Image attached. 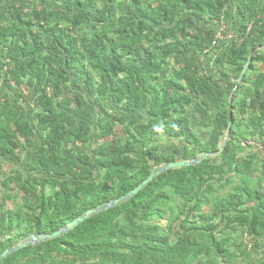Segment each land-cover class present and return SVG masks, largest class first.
I'll return each mask as SVG.
<instances>
[{"label":"trees","instance_id":"1","mask_svg":"<svg viewBox=\"0 0 264 264\" xmlns=\"http://www.w3.org/2000/svg\"><path fill=\"white\" fill-rule=\"evenodd\" d=\"M53 1L60 5V10L35 8L28 13L22 5H13L9 10V18L13 22L0 25V55L8 65L6 71L0 73V81L3 78L5 85L16 96L12 103L8 97L0 103V157L19 161L21 155L18 149L23 140L35 143V130L20 104L21 99L32 97L22 91L26 85L37 93L34 104L41 109L36 115L39 120L37 128L45 133L42 144L30 155L28 173L56 178L72 176L81 182L76 187L63 185L58 191L40 197L33 195L36 198L34 201L30 198L36 214L30 218L29 225L44 233L54 232L88 210L127 195L151 174L147 159L153 151L146 149L136 156L139 150L134 141L117 143L111 160L103 158L109 154L106 144L96 148L94 155L82 150L90 140L93 118V105L82 92L83 86L90 97L96 98L97 106L100 97H109L114 105L122 106L123 110L117 112L103 109L106 117L100 116L98 120L103 136H109L113 125L122 122L135 140L142 141V147H148L156 135L173 133L195 138L190 121L183 114L195 97H201L202 106L195 107V118L203 127H209L215 122L211 110L217 109L219 125L212 134V140L216 141L221 134V126L226 123L224 110L228 98L218 81H212L203 74L200 53L207 50L208 54L214 49L219 52L220 59L238 65L247 55L251 41H264V0H157V7H137L131 16L118 17L115 0ZM234 5L242 17L241 33H235V40L214 44L220 22L227 20ZM55 16L62 17L73 26L91 25L95 30L97 27L101 29L95 31L91 43L81 48L69 28L50 24V19ZM35 20L43 22L42 29L49 37L48 42L28 31ZM180 34L190 37L182 41ZM170 38L172 41L163 47L158 45V42ZM148 42L151 44L145 49ZM108 44L111 46L109 53L106 52ZM152 46L162 50L164 59L159 58ZM168 56L174 57L179 65L176 78L184 81L194 95H186L183 104L174 99H162L157 78L163 70V60ZM257 58L264 63V54ZM88 63L100 72L103 81L99 85L87 68ZM261 84L263 79L258 78L257 85ZM168 87L176 92L183 88L177 82H170ZM255 94L257 98L263 96L259 87L255 89ZM260 106V118L264 122V101ZM232 134L238 138L234 132ZM67 140L74 146L65 154L62 145ZM213 141L211 150L215 148ZM78 143L81 146H77ZM222 157L232 168L234 154L230 146L226 147ZM252 163V160H245L242 165L236 163L234 169L242 173L244 168L250 169ZM90 165L104 171L105 178L100 181L92 179ZM202 166L168 170L124 206L98 213L66 235L47 241L37 249H21L0 264H37L31 255L40 250L72 255H105L109 250L116 252L120 249L137 252V264H155L147 262L142 254L153 250L154 243L150 241L154 239L143 236L135 244L128 243V238L138 236L129 233L119 222V214L130 209L134 214L144 211L148 215L152 209V202L148 199L164 186L190 192L204 180L207 171L215 168L213 165ZM15 179L29 193L38 188L37 183L31 178H24L22 173H18ZM44 184L42 180L41 186ZM245 192L246 197L237 192L218 197L212 211L201 215V218L207 220L224 216L228 223L246 226L251 234L256 233L259 227L264 228V192L257 189H245ZM251 200L254 202L250 209L252 215L250 211L241 212V208ZM233 211L239 213L233 215ZM12 244L8 241L0 245V252ZM164 244L156 245L161 254V261L156 264H189L195 258L190 257V252L179 254L168 242ZM40 258L45 260L44 255ZM22 259L25 261L22 262Z\"/></svg>","mask_w":264,"mask_h":264},{"label":"rangeland","instance_id":"2","mask_svg":"<svg viewBox=\"0 0 264 264\" xmlns=\"http://www.w3.org/2000/svg\"><path fill=\"white\" fill-rule=\"evenodd\" d=\"M237 1L239 2V0ZM112 3L110 2V4ZM114 4L117 7L116 15L118 17L131 16L137 7H157L159 2L157 0H115ZM13 5H22L28 13H31L35 8L48 11L61 9L60 5L53 0H0V25H10L13 22L9 18V10ZM225 21L234 33L237 35L241 33L239 27L242 17L237 6H233ZM50 24L69 28L78 39L81 48L91 43L95 37V31L101 29V27H97L95 30L91 25L73 26L59 16L50 19ZM42 25L43 22L35 20L28 27V31L48 42L49 37L43 32ZM30 33L29 37H31ZM188 36L190 37L187 34H180L179 38L184 41L189 39ZM170 41L172 38L158 42V45L163 47ZM150 44L148 42L145 49ZM153 48L156 49L159 58L164 59L162 50L157 47ZM106 52H111L110 44L107 45ZM262 54H264V41L257 40L250 42L247 55L238 65L225 62L224 58L220 59L219 52L214 49L208 54L207 50L205 53H200L203 74L212 81H218L228 98V104L224 110L226 123L221 126V134L216 141L212 140V134L219 125L216 120L217 109L211 110L215 122L209 127H203L195 118L197 115L195 107L202 106L201 97H195L193 102L187 105V112L183 114L189 119L195 138L176 136L173 133L156 135L148 143V147H142V141L135 140L128 133L127 125L122 122L113 125L109 136H103L98 124L100 116L106 117L103 109L117 112L123 110L122 106L114 105L109 97L106 99L100 97L101 105L99 103L97 106L96 98L87 94L85 86L81 88L93 105L90 140L82 147L85 153L94 155L96 148L101 144H106L109 154L103 158L111 160L114 158L117 143L134 141L139 150L136 156L146 149L153 151V155H149L147 159L151 173L161 169L164 165L181 161H200L191 166H215L210 172L207 171L204 174V180L195 185L190 192L176 190L171 186H164L156 190L148 199L152 202V209L148 215L144 211L134 214L130 209H125L119 214V222L126 227L129 233L138 236L128 238V243L135 244L139 239L141 241L140 237L143 236H150L154 239L150 241L154 243L153 250L142 253L147 262L155 264L160 262V249L156 245L165 246L164 243L168 242L169 246L174 247L179 254L190 252V257L195 256L189 264H264L263 227H259L256 233L251 234L246 226L237 223L230 224L224 216L207 220L201 218V215L209 214L212 211L214 201L218 197L236 192L240 193L242 197H246L245 189H257L264 192V122L260 118V103L264 101V63L257 58ZM163 61V70L157 78L162 90V99L163 101L174 99L183 104L186 102L185 96L193 97V92L187 88L184 81L176 78L175 72L179 65L175 58L168 56ZM249 61H251L250 64H248ZM7 67L6 61L0 55V73H4ZM87 68L91 70L95 82L99 85L103 81L100 72L92 69L89 63ZM258 78L263 79V84L259 86L257 85ZM170 82L181 83L183 88L181 87L176 92L173 88L168 87ZM257 87L263 92L261 98H257L255 94ZM22 91L25 95H32L27 100L21 99L20 104L26 111V116L35 130L36 137L34 144L23 140L18 149L21 160L13 161L0 157V245L11 241L13 244L9 248L17 246L33 235L47 234L29 225L30 218L36 214V209L31 202L36 199L34 196L40 197L43 194L58 191L63 185L76 187L81 183L72 176L56 178L51 175L44 177L41 173H28L27 163L30 155L42 144L45 133L37 128L39 120L36 115L41 111L34 104L37 93L26 85L22 87ZM7 97L11 103L16 98L15 92L5 85L2 78L0 81V103H4ZM233 132L238 138H234ZM212 141L215 142L213 150H211ZM76 145L81 146L80 143ZM73 146L74 144L67 140L62 145V150L66 154V151ZM229 146L234 154L232 168L226 164L227 162L222 157V153ZM245 160H252V166L248 170L244 168V172L239 173L234 169V166L236 163L242 165ZM89 168L92 170V179L100 181L105 178L104 171L94 165H90ZM178 169L181 168L172 170ZM18 173H22L24 178H31L38 184V188L35 191L30 190V193L26 191L15 179ZM156 178L158 176L153 180ZM42 180L45 184L41 186ZM131 199L116 207L124 206ZM253 204L254 202L251 200L246 207L241 208V212L250 211V215H252L250 209ZM237 213L239 212H232L233 215ZM46 242H36L26 248L37 249L44 246ZM3 251L5 250H2L0 254ZM137 254L129 249H120L116 252L109 250L105 255H72L53 250L48 252L40 250L31 257H35L37 264H137L135 262ZM40 255H44V261L41 260ZM21 261L23 262L25 259Z\"/></svg>","mask_w":264,"mask_h":264},{"label":"water","instance_id":"3","mask_svg":"<svg viewBox=\"0 0 264 264\" xmlns=\"http://www.w3.org/2000/svg\"><path fill=\"white\" fill-rule=\"evenodd\" d=\"M251 60V59H250ZM251 61H249L248 64H250ZM200 161H196V162H188V161H181L178 163H169L167 165H164L161 169H158L156 171H153L150 176L145 179L138 187H136L134 190L130 191L127 195L121 197V198H117L114 199L112 201L109 202H105L93 209L88 210L87 212H85L83 215L77 217L75 220H73L71 223H69L68 225L52 232V233H47V234H41V235H33L31 237H29L28 239L22 241L21 243H19L17 246L13 247V248H9L6 249L5 251H3L0 254V262L3 261L5 258H7L8 256L20 251L21 249H24L26 247H28L29 245L36 243V242H43V241H50V240H54L57 238H60L64 235H66L67 233H69L70 231H72L75 227H77L78 225H80L81 223H83L85 220L93 217L94 215L101 213L103 211H106L110 208H114L116 206H118L119 204L128 201L129 199L133 198L135 195H137L140 191H142L143 189L146 188V186L157 176L161 175L162 173L168 171V170H172V169H176V168H183L186 166H190L192 164L198 163Z\"/></svg>","mask_w":264,"mask_h":264},{"label":"built area","instance_id":"4","mask_svg":"<svg viewBox=\"0 0 264 264\" xmlns=\"http://www.w3.org/2000/svg\"><path fill=\"white\" fill-rule=\"evenodd\" d=\"M236 39V34L229 29L228 24H226L225 20H222L218 26L215 39H214V44H218L219 42L222 41H232Z\"/></svg>","mask_w":264,"mask_h":264}]
</instances>
